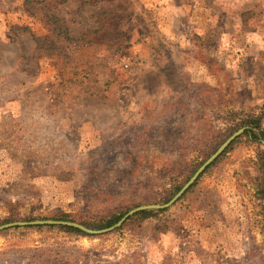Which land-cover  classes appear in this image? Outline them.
I'll list each match as a JSON object with an SVG mask.
<instances>
[{"label": "rangeland", "instance_id": "rangeland-1", "mask_svg": "<svg viewBox=\"0 0 264 264\" xmlns=\"http://www.w3.org/2000/svg\"><path fill=\"white\" fill-rule=\"evenodd\" d=\"M23 2L0 0V226L166 204L233 133L264 132V0H114L118 31L67 53ZM106 9L55 14L78 36ZM251 131L156 217L7 229L0 264H264Z\"/></svg>", "mask_w": 264, "mask_h": 264}, {"label": "trees", "instance_id": "trees-1", "mask_svg": "<svg viewBox=\"0 0 264 264\" xmlns=\"http://www.w3.org/2000/svg\"><path fill=\"white\" fill-rule=\"evenodd\" d=\"M69 2L72 4V9H73L72 15L79 14V12L83 10L84 8L92 9L100 5L101 3L102 4L107 3V9L100 16H97V17L95 16L96 23L98 25L97 28L93 30H86L80 35L74 36L72 35V32L69 26L58 15L55 14V10H57L58 7L65 5V4H69ZM115 4L116 3L114 2V0L113 1L111 0V2L109 0H24L22 4V8L25 9V11H27L28 13H30V15L33 18L39 19L40 21L44 22V24L47 26L48 31H49V36L47 39L41 40V41L45 42L44 44H48L50 46L49 50L51 52L58 51V52L67 53L73 45L76 46V45H84V44L91 43L93 41L92 36L100 34L102 35V37H105L106 32L109 30L115 33L118 31L117 26L115 25V20L118 18L116 16L119 13L120 9L119 7H116ZM36 46H37V51H39L41 47L40 42H39V45L37 43ZM249 124L251 128L250 130L245 131L244 135L247 133H250V135L252 136L253 134L251 130H252V127H254L260 132L259 133L260 139L264 140V132L260 130L259 124L257 123V121H250ZM251 139L253 141L258 140L255 137H252ZM235 141H233L229 145V147L226 149V151L223 154H225L230 149V147L234 144ZM218 159L214 163H212L206 169L205 172H207L218 161ZM259 165L264 174V151H262L261 154L259 155ZM201 176L186 191V193L180 199L185 197V195L192 190V188L196 185V183L199 181ZM176 192H178V189L175 191V193ZM263 192H264V183L262 185L261 193L263 194ZM125 212L126 211H121L118 214L117 213L110 214L108 216L106 223L103 225H96V224H93L87 221L80 222V224L84 225L88 229L107 228L117 223L124 216ZM162 212L163 210H160L157 213H155V211H142L136 214L135 216L138 218H142V219H149L154 216L156 217L157 214L162 213ZM54 220L73 222V220L71 219V216L68 214L60 215L58 218H55ZM45 227L46 226H36V228L38 229H42ZM49 228L53 229L55 227L51 226ZM60 229L63 230L67 234H73V235H78V236H83V237L88 236L86 234L81 233L79 230H76V229L63 228V227H61Z\"/></svg>", "mask_w": 264, "mask_h": 264}, {"label": "water", "instance_id": "water-1", "mask_svg": "<svg viewBox=\"0 0 264 264\" xmlns=\"http://www.w3.org/2000/svg\"><path fill=\"white\" fill-rule=\"evenodd\" d=\"M244 129H239L235 133H233L228 139H226L220 147L202 164L200 167L195 171V173L190 177V179L179 189V191L166 203L163 205H146V206H140L135 209L130 210L127 212L117 223L114 225L103 229V230H91L85 227L84 225H81L79 223L75 222H68V221H53V220H47V221H33V222H15V223H9L4 224L0 226V232L15 228V227H27V226H52V227H63V228H71L79 230L81 233L91 236H98V235H104L107 233H111L117 229H119L124 222H126L130 217H133L134 215L142 212V211H160L165 210L170 207H172L174 204H176L180 198L186 193V191L198 180V178L206 171V169L214 163L229 147V145L235 141L239 136H241L244 132ZM259 141L264 146V142L259 139ZM263 211H264V194H263Z\"/></svg>", "mask_w": 264, "mask_h": 264}]
</instances>
